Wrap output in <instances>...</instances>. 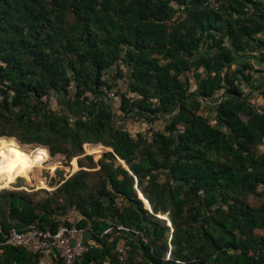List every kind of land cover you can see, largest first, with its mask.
Returning <instances> with one entry per match:
<instances>
[{
    "label": "trees",
    "instance_id": "1",
    "mask_svg": "<svg viewBox=\"0 0 264 264\" xmlns=\"http://www.w3.org/2000/svg\"><path fill=\"white\" fill-rule=\"evenodd\" d=\"M255 50L264 60V0H0V139H15L34 165L30 180L20 177L47 187L38 172L62 165L54 155H81L85 143L111 149L98 169L64 179L51 202L0 190V264L38 261L4 243L10 229L73 225L51 218L47 202L59 195L75 203L84 218L74 225L93 240L73 264H133L137 253L139 264H264V234L255 233L264 214L244 198L264 188V104L240 87L253 84L245 73L252 64L231 69ZM117 78L126 87L112 91ZM102 87L119 96L118 107ZM71 88L73 98L90 93L102 106L81 114L49 106L51 93ZM115 107L124 117L161 118L164 128L150 140L133 136ZM166 213L168 220L158 216Z\"/></svg>",
    "mask_w": 264,
    "mask_h": 264
},
{
    "label": "rangeland",
    "instance_id": "2",
    "mask_svg": "<svg viewBox=\"0 0 264 264\" xmlns=\"http://www.w3.org/2000/svg\"><path fill=\"white\" fill-rule=\"evenodd\" d=\"M225 43L229 45V40L226 39ZM252 54V57L247 58L245 54L238 57L232 64L231 69H235L239 67V64L245 61H249L252 64V68L249 70H245V73H248L251 75L253 84L249 85L247 81L241 82V88L244 93V95L247 97V99L255 103V105H263L264 99L259 94V88L261 84H264V60L261 56L259 50H255ZM240 62V63H239ZM201 71V70H200ZM190 78V89L193 90L195 88V79L193 77V73L190 71L187 73ZM203 74V72H201ZM117 86H115L112 91L114 90H124L126 87L127 80L125 78H117ZM249 85V86H248ZM73 88L70 89L69 93L67 95L60 94L57 95L55 93H51L49 97V106L52 107L55 110L59 109V103H62L67 109L70 111L71 114H81L82 112H89L90 109L93 107L100 105L102 106L103 102L100 100L97 102V98L93 97L92 94L87 93L86 95L88 98L86 100H83L82 98L76 99L73 98ZM109 91V92H112ZM223 93V90H219L215 97H219ZM109 98V97H108ZM112 101L114 106L118 107L119 104V96L112 97ZM208 104H212L211 102ZM116 109V107H115ZM201 113L204 115H207L209 119L213 118V112L208 109L206 105H202L200 109ZM117 112V121L119 123H122L123 127L127 129L133 136H136L137 134H141L143 136H146L148 140L152 138V134L156 130H162L165 125V121L161 118L154 120L152 122L147 121L143 116L138 117L137 114H133L129 117H124L116 109ZM214 123V120L212 121ZM16 138V137H14ZM17 139V138H16ZM18 140V139H17ZM19 141V140H18ZM20 142V141H19ZM21 143V142H20ZM26 144V143H21ZM85 147V145H87ZM92 144H100L102 147L97 146H89ZM48 149V147H47ZM111 150L108 147H105L102 143H85L83 145V153L81 155H75L72 157H67L63 154H56L54 157H57L59 160H61L62 165L58 166L57 169L53 172L49 171L47 168H43L38 172V175L45 179L46 186L47 187H37L34 184H28L25 182L24 178L20 177L23 176V174L18 175L15 177L14 181L12 183H9L6 186H3L0 184V190L4 187L5 189H11L15 191H19L22 193H27L31 196L34 202H37L38 204L42 202L41 200L50 201V197L52 196V192L54 189L59 186L61 182H63L64 179L68 178L70 175L74 174L80 169H86V170H96L99 168L98 161L102 156V153L104 151ZM260 151H264V141L259 146ZM98 151V152H97ZM92 152H97L95 154H91ZM87 155H91L92 161L90 162L88 158H86ZM82 159L81 166L78 162V159ZM75 159V162L77 164V167L74 168L72 165V160ZM116 163H121L126 169H128V165H126L121 159L116 157L115 159ZM94 162V168H90L89 166H93ZM29 165L24 169H27V179L30 180V173L34 168V165L32 168L29 169ZM165 174L163 172L158 173V180L160 182H165ZM136 181V180H135ZM136 186V183H135ZM258 191L260 192L259 195H255L252 193L246 194L244 196L245 201L254 208H258L259 210L263 211L264 214V188L262 186L258 187ZM139 191L137 192L138 197L142 200L144 204V208L149 209L148 203L146 205V202L139 196ZM141 194V193H140ZM142 195V194H141ZM144 198V197H143ZM146 200V199H145ZM147 201V200H146ZM51 202V201H50ZM118 204L122 203V199L117 200ZM51 208V218L59 221L60 223H72L76 224L78 223L82 218H84L83 214L78 210L75 203H70L69 200H67L62 195H59L58 200L56 203H53L51 206V203L47 202ZM49 208V209H50ZM44 209V208H42ZM163 218H166L168 220V214L159 215ZM168 225H170L169 222H167ZM172 231V228L170 229V232ZM255 233L257 234H264V228L263 229H256ZM170 238V235H169ZM93 241V240H92ZM122 248L121 257L123 259H126L127 253V245H125V239L121 238L117 242V249ZM168 256H166V259ZM127 260V259H126ZM133 264H139V262L142 261L140 254H134L132 257ZM136 262V263H134Z\"/></svg>",
    "mask_w": 264,
    "mask_h": 264
},
{
    "label": "built area",
    "instance_id": "3",
    "mask_svg": "<svg viewBox=\"0 0 264 264\" xmlns=\"http://www.w3.org/2000/svg\"><path fill=\"white\" fill-rule=\"evenodd\" d=\"M214 1V0H211ZM108 97L111 92L102 87ZM118 230L130 229L119 225ZM109 229L104 230V233ZM87 229L76 225H60L56 230L30 227L25 230L12 228L9 230L5 244L23 247L32 253H38L36 264H73L93 243L86 238ZM135 233H138L135 231ZM122 252V248H118Z\"/></svg>",
    "mask_w": 264,
    "mask_h": 264
},
{
    "label": "bare ground",
    "instance_id": "4",
    "mask_svg": "<svg viewBox=\"0 0 264 264\" xmlns=\"http://www.w3.org/2000/svg\"><path fill=\"white\" fill-rule=\"evenodd\" d=\"M28 156L21 150L19 143L12 138L0 139V184L12 183L18 175L27 177Z\"/></svg>",
    "mask_w": 264,
    "mask_h": 264
},
{
    "label": "crops",
    "instance_id": "5",
    "mask_svg": "<svg viewBox=\"0 0 264 264\" xmlns=\"http://www.w3.org/2000/svg\"><path fill=\"white\" fill-rule=\"evenodd\" d=\"M88 146V145H85V147ZM89 146H93V145H89Z\"/></svg>",
    "mask_w": 264,
    "mask_h": 264
},
{
    "label": "water",
    "instance_id": "6",
    "mask_svg": "<svg viewBox=\"0 0 264 264\" xmlns=\"http://www.w3.org/2000/svg\"><path fill=\"white\" fill-rule=\"evenodd\" d=\"M148 203V202H147ZM148 206H149V203H148ZM149 209H150V206H149ZM151 210V209H150Z\"/></svg>",
    "mask_w": 264,
    "mask_h": 264
}]
</instances>
